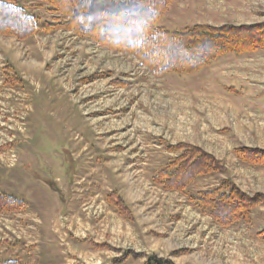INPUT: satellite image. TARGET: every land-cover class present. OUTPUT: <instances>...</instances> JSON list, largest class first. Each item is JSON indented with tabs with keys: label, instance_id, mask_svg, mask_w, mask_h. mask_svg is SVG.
I'll use <instances>...</instances> for the list:
<instances>
[{
	"label": "rangeland",
	"instance_id": "obj_1",
	"mask_svg": "<svg viewBox=\"0 0 264 264\" xmlns=\"http://www.w3.org/2000/svg\"><path fill=\"white\" fill-rule=\"evenodd\" d=\"M0 2L56 23L47 4ZM260 23L264 0H175L158 26ZM178 143L211 154L226 172L183 194L157 187L153 177L177 155L167 147ZM242 147L264 151V51L156 76L134 56L71 32L0 36V193L26 206L0 213V261L264 264V205L249 223L221 228L189 202L225 179L264 196V168L233 155ZM114 192L132 221L106 204Z\"/></svg>",
	"mask_w": 264,
	"mask_h": 264
},
{
	"label": "trees",
	"instance_id": "obj_2",
	"mask_svg": "<svg viewBox=\"0 0 264 264\" xmlns=\"http://www.w3.org/2000/svg\"><path fill=\"white\" fill-rule=\"evenodd\" d=\"M47 4L55 15L54 25L39 24L26 11L8 2H0V36L26 40L36 33L54 30L71 32L98 47L134 56L156 76L189 75L211 66L226 56L252 55L264 51V23L251 25H194L170 32L158 26L175 0H32ZM175 158L165 164L152 182L164 191L183 194L198 179L223 174L222 162L199 147L178 143L167 147ZM233 155L244 165L264 168V151L237 148ZM117 214L132 221V214L117 193L105 197ZM189 202L208 215L221 228L249 223L253 212L264 205V196H249L231 180L215 189L198 193ZM26 209L22 202L0 193V213H18ZM264 239V233L262 234ZM138 255L127 252L128 257ZM0 264H15L1 262ZM146 264H170L151 257Z\"/></svg>",
	"mask_w": 264,
	"mask_h": 264
}]
</instances>
